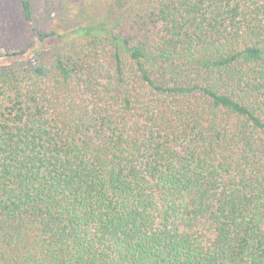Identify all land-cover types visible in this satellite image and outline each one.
Returning <instances> with one entry per match:
<instances>
[{
  "label": "trees",
  "instance_id": "obj_1",
  "mask_svg": "<svg viewBox=\"0 0 264 264\" xmlns=\"http://www.w3.org/2000/svg\"><path fill=\"white\" fill-rule=\"evenodd\" d=\"M0 42V264H264V0H99Z\"/></svg>",
  "mask_w": 264,
  "mask_h": 264
},
{
  "label": "rangeland",
  "instance_id": "obj_2",
  "mask_svg": "<svg viewBox=\"0 0 264 264\" xmlns=\"http://www.w3.org/2000/svg\"><path fill=\"white\" fill-rule=\"evenodd\" d=\"M58 9L57 19L50 23L57 28L70 27L75 23H92L110 20L116 11L107 9L99 0H54ZM31 38L21 0H0V42L21 44Z\"/></svg>",
  "mask_w": 264,
  "mask_h": 264
}]
</instances>
